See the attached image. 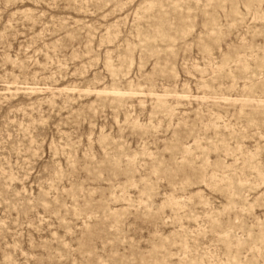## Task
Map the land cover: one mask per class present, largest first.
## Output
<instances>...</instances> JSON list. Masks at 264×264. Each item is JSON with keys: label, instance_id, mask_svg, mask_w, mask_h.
Returning <instances> with one entry per match:
<instances>
[{"label": "rangeland", "instance_id": "1", "mask_svg": "<svg viewBox=\"0 0 264 264\" xmlns=\"http://www.w3.org/2000/svg\"><path fill=\"white\" fill-rule=\"evenodd\" d=\"M0 264H264V0H0Z\"/></svg>", "mask_w": 264, "mask_h": 264}]
</instances>
